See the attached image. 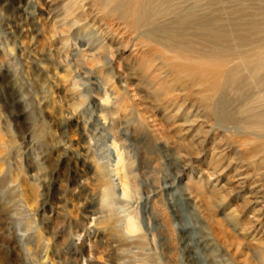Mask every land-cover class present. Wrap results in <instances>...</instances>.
I'll use <instances>...</instances> for the list:
<instances>
[{"label": "rangeland", "instance_id": "obj_1", "mask_svg": "<svg viewBox=\"0 0 264 264\" xmlns=\"http://www.w3.org/2000/svg\"><path fill=\"white\" fill-rule=\"evenodd\" d=\"M87 2L0 0V264H244L212 232L217 221L230 226L235 194L225 187L228 205L217 208L206 193L216 177L200 169L213 151L224 167L238 160L246 141L258 146L246 157L263 151L264 75L224 94L230 101L208 132L181 126L190 106L166 121L158 85L137 68L142 52H132L128 34L120 42L128 51L117 52ZM101 4L135 15L148 42L191 47L197 39L201 52L210 50L211 26L231 27L225 14L260 19L264 30V0Z\"/></svg>", "mask_w": 264, "mask_h": 264}, {"label": "bare ground", "instance_id": "obj_2", "mask_svg": "<svg viewBox=\"0 0 264 264\" xmlns=\"http://www.w3.org/2000/svg\"><path fill=\"white\" fill-rule=\"evenodd\" d=\"M87 4L90 5L96 24L99 23L100 27L106 25L109 29L107 35L109 40L116 44L114 47L117 52L128 51L124 49L128 45L120 43L127 34L131 36L127 43L130 45L132 40L134 42L132 52L136 50L142 52L140 56L134 54V57L139 59L137 68L141 69L146 84L154 88L158 85L154 91L156 94L159 93L158 101L163 106L167 104L163 114L166 121L184 115L185 112L181 113V111L190 106L189 112L185 113V118L191 117L192 120L186 119L182 125H179L189 127L198 125L207 128L205 132H208L211 122L216 125V122L212 121L213 116L220 121V109L227 107L226 100L228 103L230 101V98L224 94L227 95L226 92L231 89L240 90L238 86L243 80L250 77L257 80L258 76L264 75V30L260 19L250 22L245 18L232 17L234 15L221 16L225 25L231 27L226 31L223 27H218V24L216 27L211 26V35L205 43L209 45L210 50L201 52L195 51V46L202 42L197 39L191 47L184 43L179 46L176 43L162 45L155 41L148 42L134 30L135 15L129 19H124L123 16L117 17L103 7L101 0H89ZM82 41L84 46H88L86 41ZM131 75L132 73H125L124 77ZM216 95L219 97L214 102ZM193 99L195 102L191 103L190 100ZM154 117V127L158 130L160 128L157 127L163 126L161 122L160 124L157 122L156 116ZM179 125H173L172 129H178ZM188 131L180 132L176 137L185 138L184 134H188ZM253 141L243 142L242 147L238 149L240 158L232 160L225 167L217 164L216 159L219 156H215L217 154L213 151L207 168L200 170L204 174L211 170L216 177L206 181L210 187L206 193L212 194L211 198L215 199L217 208L224 207L227 203L226 196L229 193H223L225 187L235 194L237 201L233 208L226 212V219L229 220L230 226L227 228L222 221H217L212 232L221 240V244L231 246L232 256L236 260H242L238 256L240 255L244 259V264H264V148L263 151L254 149L253 156L246 157L244 154L247 153L248 146L258 147L257 142ZM181 168L186 167L181 166ZM219 178L225 179L224 185L221 186ZM124 195L128 196L126 190ZM250 210L253 212L248 216V221L246 223L244 220L241 221L240 214L246 215ZM129 223L130 228L135 230V224Z\"/></svg>", "mask_w": 264, "mask_h": 264}]
</instances>
